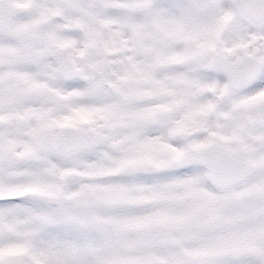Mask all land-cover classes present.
I'll return each mask as SVG.
<instances>
[{
	"label": "snow or ice",
	"instance_id": "obj_1",
	"mask_svg": "<svg viewBox=\"0 0 264 264\" xmlns=\"http://www.w3.org/2000/svg\"><path fill=\"white\" fill-rule=\"evenodd\" d=\"M0 264H264V0H0Z\"/></svg>",
	"mask_w": 264,
	"mask_h": 264
}]
</instances>
